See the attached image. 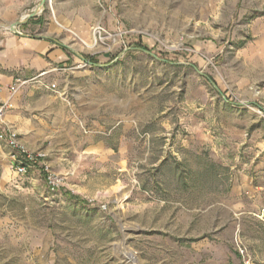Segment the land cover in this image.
<instances>
[{
  "label": "rangeland",
  "instance_id": "1",
  "mask_svg": "<svg viewBox=\"0 0 264 264\" xmlns=\"http://www.w3.org/2000/svg\"><path fill=\"white\" fill-rule=\"evenodd\" d=\"M41 4L0 0L66 55L8 87L0 264H264V0Z\"/></svg>",
  "mask_w": 264,
  "mask_h": 264
},
{
  "label": "crops",
  "instance_id": "2",
  "mask_svg": "<svg viewBox=\"0 0 264 264\" xmlns=\"http://www.w3.org/2000/svg\"><path fill=\"white\" fill-rule=\"evenodd\" d=\"M28 37H12L0 50V104L9 102L8 87L15 77L47 70L66 58L52 42Z\"/></svg>",
  "mask_w": 264,
  "mask_h": 264
},
{
  "label": "built area",
  "instance_id": "3",
  "mask_svg": "<svg viewBox=\"0 0 264 264\" xmlns=\"http://www.w3.org/2000/svg\"><path fill=\"white\" fill-rule=\"evenodd\" d=\"M12 91H15L14 88H12ZM11 106L12 105L9 102L0 105V120H3L5 113ZM0 140L4 141L6 145L13 150L11 158L14 162V168L17 174L25 175L28 172H33L35 169L39 168L40 165H42V155L33 154L27 150L25 146L19 144L15 134H7L2 132L0 133ZM43 169L48 171L49 168L45 165ZM239 250L243 256L247 255L245 248H242L240 245ZM244 264H250L249 260H245Z\"/></svg>",
  "mask_w": 264,
  "mask_h": 264
},
{
  "label": "water",
  "instance_id": "4",
  "mask_svg": "<svg viewBox=\"0 0 264 264\" xmlns=\"http://www.w3.org/2000/svg\"><path fill=\"white\" fill-rule=\"evenodd\" d=\"M45 3H46V0H42L41 6L44 5ZM37 15H38V9L34 10L30 15L27 16V18H24L23 20L10 25L9 29L11 31H15L16 32V28L17 27H20V26L26 24L30 19H32L33 17H36ZM20 35H22V34H20Z\"/></svg>",
  "mask_w": 264,
  "mask_h": 264
},
{
  "label": "bare ground",
  "instance_id": "5",
  "mask_svg": "<svg viewBox=\"0 0 264 264\" xmlns=\"http://www.w3.org/2000/svg\"><path fill=\"white\" fill-rule=\"evenodd\" d=\"M49 1H53V0H49Z\"/></svg>",
  "mask_w": 264,
  "mask_h": 264
}]
</instances>
